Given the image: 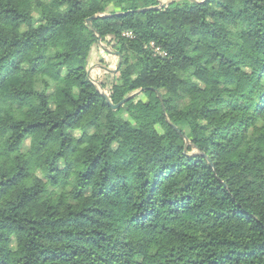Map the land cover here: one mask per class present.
<instances>
[{
    "label": "trees",
    "instance_id": "trees-1",
    "mask_svg": "<svg viewBox=\"0 0 264 264\" xmlns=\"http://www.w3.org/2000/svg\"><path fill=\"white\" fill-rule=\"evenodd\" d=\"M162 1L0 0V264H264V0Z\"/></svg>",
    "mask_w": 264,
    "mask_h": 264
},
{
    "label": "water",
    "instance_id": "water-1",
    "mask_svg": "<svg viewBox=\"0 0 264 264\" xmlns=\"http://www.w3.org/2000/svg\"><path fill=\"white\" fill-rule=\"evenodd\" d=\"M162 6H163V4L161 3V7H162ZM120 64H121V60H120L119 65L117 66V69H116L115 71H118V69H119V67H120ZM128 100H129V98L126 99V100H124V101H122L118 106L122 105L124 102H126V101H128Z\"/></svg>",
    "mask_w": 264,
    "mask_h": 264
},
{
    "label": "rangeland",
    "instance_id": "rangeland-1",
    "mask_svg": "<svg viewBox=\"0 0 264 264\" xmlns=\"http://www.w3.org/2000/svg\"><path fill=\"white\" fill-rule=\"evenodd\" d=\"M161 2H163V1L161 0ZM11 246L14 247L15 246V242H12Z\"/></svg>",
    "mask_w": 264,
    "mask_h": 264
}]
</instances>
